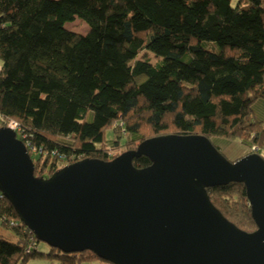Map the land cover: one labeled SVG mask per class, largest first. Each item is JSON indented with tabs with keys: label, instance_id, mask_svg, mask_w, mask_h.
<instances>
[{
	"label": "trees",
	"instance_id": "16d2710c",
	"mask_svg": "<svg viewBox=\"0 0 264 264\" xmlns=\"http://www.w3.org/2000/svg\"><path fill=\"white\" fill-rule=\"evenodd\" d=\"M75 19L85 34L65 27ZM142 50L159 59H137ZM259 101L264 0H0V116L18 123L36 177L82 159L110 161L122 138L132 150L163 134L244 140L264 158ZM207 193L227 220L256 229L242 183ZM0 226L11 237L0 235V264L103 260L38 251L41 241L1 193Z\"/></svg>",
	"mask_w": 264,
	"mask_h": 264
},
{
	"label": "water",
	"instance_id": "95a60500",
	"mask_svg": "<svg viewBox=\"0 0 264 264\" xmlns=\"http://www.w3.org/2000/svg\"><path fill=\"white\" fill-rule=\"evenodd\" d=\"M145 156L150 164L133 166ZM0 127V193L35 238L112 264H264V158L229 161L199 134L147 138L110 161L82 159L36 177ZM242 183L256 229L227 220L207 188Z\"/></svg>",
	"mask_w": 264,
	"mask_h": 264
},
{
	"label": "rangeland",
	"instance_id": "374dc122",
	"mask_svg": "<svg viewBox=\"0 0 264 264\" xmlns=\"http://www.w3.org/2000/svg\"><path fill=\"white\" fill-rule=\"evenodd\" d=\"M65 27L70 31H74V32L81 33V34H85L88 30L86 24L80 23L77 19H75L74 21H72L70 23H66ZM198 43L201 46L208 48V49H211L213 47V45L207 41H202V42H198ZM137 59L147 60L150 63H155L159 58L154 56L152 53H150L146 50H142L138 53ZM1 126L7 127V125H4V124H2ZM104 134H105V141L110 143L109 141H111L113 138L112 130L107 128L105 130ZM210 142L229 161L236 160V159H238V157H242L249 152L251 153V152L256 151V149L254 147L250 148L248 142H246L244 140L231 141V140H227V139L221 138V137H212L210 139ZM124 151H126V150H125V145H124V138H122L120 147L116 151H110L109 153L111 154V156L117 155V154L120 155ZM32 158H34L33 155H32ZM9 232L10 231H7V230L3 229V227L0 226V235H3L7 238H11L9 236ZM37 249H38V251H41V252H47V251H49L50 246L44 242H40L37 245ZM26 264H59V261L57 259L36 258V259H29L26 262ZM81 264H108V263L104 260L97 259V260H93V261H83Z\"/></svg>",
	"mask_w": 264,
	"mask_h": 264
},
{
	"label": "built area",
	"instance_id": "2783aa9c",
	"mask_svg": "<svg viewBox=\"0 0 264 264\" xmlns=\"http://www.w3.org/2000/svg\"><path fill=\"white\" fill-rule=\"evenodd\" d=\"M0 122L1 123L3 122L4 125H7L8 128L12 129L16 133V137L18 138V135L20 134V128H19V125L16 121H14L13 119H3L0 116ZM20 140L22 141V139H20Z\"/></svg>",
	"mask_w": 264,
	"mask_h": 264
},
{
	"label": "crops",
	"instance_id": "0c3cea01",
	"mask_svg": "<svg viewBox=\"0 0 264 264\" xmlns=\"http://www.w3.org/2000/svg\"><path fill=\"white\" fill-rule=\"evenodd\" d=\"M255 115L260 119H264V102L259 101L256 103Z\"/></svg>",
	"mask_w": 264,
	"mask_h": 264
}]
</instances>
